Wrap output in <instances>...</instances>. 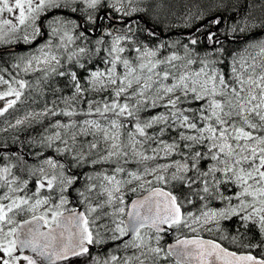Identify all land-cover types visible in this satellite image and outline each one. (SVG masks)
I'll use <instances>...</instances> for the list:
<instances>
[{"label":"snow or ice","instance_id":"snow-or-ice-1","mask_svg":"<svg viewBox=\"0 0 264 264\" xmlns=\"http://www.w3.org/2000/svg\"><path fill=\"white\" fill-rule=\"evenodd\" d=\"M135 2L114 0L111 8L136 23L133 14L145 9L133 6ZM101 6L102 0H0V44L21 39L30 43L29 35L33 40L45 35L46 19L48 35L59 43L49 40L38 48L39 55L28 59L23 70L34 71L33 61L48 65L42 69L45 77L67 76L73 89L71 96L61 98L65 107L59 111L45 107L24 118L49 114L69 118L67 123L57 120L52 127L58 130L42 141L45 147L55 146L65 163L47 158L44 166L30 170L35 177L32 195L26 191L27 179L12 176L11 167L0 168V188L7 189L0 195V264H264V40L233 53L225 65V59L207 56L197 61L187 45L184 56L172 53L160 58L163 43L136 46L129 50L135 52L134 59H129L121 55L126 51L121 41L129 37L118 34L107 50L110 59L103 61L110 67L89 70L79 60L88 49L80 47L68 52L66 59L87 75L58 71L62 61L55 50H67L91 30L74 37L72 31L79 25L60 13L86 14L87 22L95 25L100 18L93 11ZM50 11L53 15L46 16ZM254 27L264 28V21L256 25L245 19L230 30L246 33ZM127 31H133L130 25ZM137 31H143L138 23ZM18 32L24 35L17 36ZM156 35L149 30V41ZM206 40L222 44L215 32L209 31ZM215 53L228 55L223 46ZM198 62L200 67L193 69ZM0 84L9 85L0 99L15 97L0 108L3 115L30 85L3 77ZM90 93L107 96L97 100L89 98ZM81 96L84 99H78ZM52 103L55 106L56 101ZM77 104H86L87 109L77 112L73 107ZM149 111L156 114L142 117ZM80 115L93 118L73 119ZM23 123L16 120V125ZM173 130L176 134L169 142L164 137ZM85 166L94 171L84 175L83 189H76L83 210L68 208L66 193L79 183V175H67L65 169ZM45 188L58 192V202L51 194L41 195ZM216 201L221 206H211ZM29 214L30 219L18 221ZM233 218L244 231L223 234L221 221ZM249 225L258 229L259 238L248 235ZM203 233L221 235L214 240L205 239ZM171 236L173 243H162ZM109 242H119L114 251L132 250V254L93 255L94 248Z\"/></svg>","mask_w":264,"mask_h":264},{"label":"trees","instance_id":"trees-1","mask_svg":"<svg viewBox=\"0 0 264 264\" xmlns=\"http://www.w3.org/2000/svg\"><path fill=\"white\" fill-rule=\"evenodd\" d=\"M152 1L155 2L156 0ZM159 3H163L166 7L172 9L175 14V18L167 25L151 21L139 14H133L131 19L135 20L136 23H131L129 19L123 17V14L114 12L107 0L102 2L101 7L93 11V16L100 18L95 25H91L87 22L86 14L71 13L68 10H64L60 15L74 20L75 23L79 25V27L72 31L74 37L79 32L85 31V29L91 30L86 32V38L76 39L74 43L68 45L67 50H55L62 61V67L57 70L65 72L77 71L86 76L87 73L83 69H80L75 61L69 63L66 59L68 52L78 51L80 47L88 49L85 54L79 57L80 62L84 63L86 68L92 71L97 69L102 71L105 70L110 67V65L105 64L103 61L110 59L107 50L111 46L113 37L118 34H125L129 37V39L125 40L121 45L126 49L121 55L129 59H134L136 55L135 52H130L129 50L136 46L147 44L148 47H154L163 43L165 47L160 49L158 54L160 58L171 55L172 53L184 56L185 45H187L188 49L191 51L192 57L197 59V61H199L200 58L207 56L209 59H225V65L231 60V55L233 53L241 51L248 45L257 44V42L264 40V32L246 35L238 31L231 33L230 26L241 25L247 12L245 6L238 5L233 1L230 2L231 5L228 4L230 5L228 9L223 7V9L219 8L210 13H201L200 9L190 11L186 3H182L178 0H159ZM52 15L53 13L51 12L46 16ZM106 16H109L110 19H105ZM216 19H219L221 22L219 24L211 23ZM137 23L143 31H137ZM112 25H115V28H113ZM129 25L133 30L131 32L127 31ZM149 30H154L157 34L155 37H152L151 42L148 39ZM42 31L46 34L41 35L33 44L26 46V49L24 50L2 53V50L13 48L20 44L0 46V77H3L4 80L9 82L14 80H24L30 85V87L21 90L23 92L21 99L16 102L13 108L8 109V111L2 115L3 119L21 115L31 110H43L45 107L59 111L65 107L61 98L69 97L73 94L71 81L67 76L61 77L55 73H51L45 77V72L43 70L36 72H25L23 70L22 63L31 53L37 51L47 39L52 40L54 44L59 43L58 38H53L48 35L50 29L47 28L46 19L44 20ZM109 31L112 32L111 36L107 34ZM209 31L215 32L222 44L209 43L206 40V35ZM192 39H196L197 43L192 44ZM98 40H102L103 43L97 45ZM221 46L227 50L228 55L226 57H218L215 53V49L220 48ZM97 47L100 49L99 53L96 52ZM176 63L180 62L178 61ZM17 64L20 65L19 68L15 67ZM194 65L195 68L200 67L199 62ZM218 67H222L225 72L230 71L227 66L218 65ZM118 70L121 71L122 67ZM12 86L18 88V84L13 83ZM7 88L3 91H6ZM102 95L107 96L105 93ZM89 98L99 100L101 99V94L97 95L90 93ZM12 99H15V97L7 96L3 100L8 101ZM54 100L56 101L55 106L52 103ZM73 107L77 112L85 111L87 109L86 104H77L73 105ZM156 111H163V109H158ZM154 114L156 113L149 111L142 113L141 115L142 117L147 118ZM85 118L93 117H84L83 115L73 117V119L76 120H83ZM57 120L62 123H67L69 118L65 116H52L49 114L43 116L40 120H35L29 124L0 134V168L6 166L11 167L12 176L18 177L21 180L27 179L29 181V188L26 190L28 195H32V193L35 192V177L29 175L30 170H35L44 166L43 161L47 158L59 159L61 160V163H65L64 158L55 151V146L53 148H48L42 143L45 137L52 135L57 131V129L52 127ZM149 134H151V130ZM175 134V130H173L171 136L166 134L164 138L171 142V138L175 136ZM57 145H59V142H57ZM59 146L62 147V145ZM68 159H71V157ZM160 162L164 161L161 160ZM65 171L67 175H72L73 173L79 175V183L70 188L66 195L71 201L72 206L83 208V205L79 203L80 198L76 189H83V186L86 183L84 175L93 173L94 169L91 166H85L84 168L73 167L71 169L66 167ZM12 176H9L8 179H12ZM24 194L25 193L22 192L21 195ZM49 194L53 195L55 198L58 197V193L55 191L52 193H47L45 191L41 192L42 196H47ZM134 198L135 197L132 196V199ZM211 206L218 207L221 205L219 201H216ZM221 228L224 230L223 234L226 235H238L239 233H237L236 229H239L240 232L244 231L238 218L224 221L221 224ZM249 228H251V231L248 232V235L251 236L255 234L257 238H259L258 229L253 228L251 225H249ZM220 235L221 233H215L214 235L203 233L205 238L214 240H218ZM171 241H174V236L166 237L163 243L167 244ZM116 243L109 242L106 246L100 247L102 250L98 255L101 258H108L110 255H116L120 258L132 254V250L114 251ZM223 243L228 246L230 250H235V246L228 245L227 241H224ZM95 249L96 248L93 249V252H95Z\"/></svg>","mask_w":264,"mask_h":264},{"label":"rangeland","instance_id":"rangeland-1","mask_svg":"<svg viewBox=\"0 0 264 264\" xmlns=\"http://www.w3.org/2000/svg\"><path fill=\"white\" fill-rule=\"evenodd\" d=\"M104 1H106V0H102V2H104ZM107 1H108L110 6L114 3V0H107ZM178 1H180L182 3H186L188 5V8L190 9V11L191 10L192 11L193 10L196 11V10L200 9L201 13L202 12H205V13L214 12V11H216L219 8L223 9V7L228 9L229 6L231 5L230 2L233 1L234 3H236L238 5L245 6L247 12H246V16L243 19V21L245 19H247L248 23H250V24L254 23L256 25H259L262 21H264V7H261L262 5H264V0H246V1L245 0H178ZM125 4L127 5V0H125ZM228 4H230V5H228ZM133 6L145 9V12H138V13H135V14H139V15H141L143 17H146L149 20L154 21V22L163 23V24L167 25L168 23H170L175 18V14H174L173 10L168 8V7H166L163 3H159V0H156L155 2H153L152 0H136V2L133 4ZM49 13H51V11L48 12L47 14H45V15H48ZM120 14H122V13H120ZM38 26H39V22H38ZM69 26L71 28V25H69ZM258 32H264V28H262V27H254V28H252L251 31L246 32V33H242V34L246 35V34H253V33H258ZM231 33H234V32L231 31ZM16 35L22 37L24 35V33L23 32H18ZM40 36L41 35H38L33 40L31 38V35H29V40L31 41L30 43H25L23 41V39H21V40H19V42H13V43H10V44H0V46H10V45H19V44L20 45L29 46V45L33 44ZM48 41L49 40L47 39L45 41V43H43L41 46L45 45ZM124 41H121V45H122V43ZM33 55H39L38 51H35L34 53H31L28 56V58L22 63L23 69H24V66H25V62L28 59H30ZM32 67L35 70L34 71L33 70H29L28 72H36V71H39V70H42V69L44 70V69L50 68V66L44 65V64L37 65L35 63V61H33V66ZM192 68L193 69H198L199 67L195 68V65H192ZM121 71H124V69L122 68ZM8 86H9L8 84H0V92L5 90V88H7ZM92 94L99 95L100 93H92ZM105 94H107V93H105ZM78 99H84V97L81 96V97H78ZM6 102H7L6 100L0 99V108L5 107L6 106ZM43 111H44V109L43 110H31V111H27V112H25V113H23L21 115H16L14 117L4 118V119H3L2 115H0V134L6 132L8 130L19 128V127H21L23 125L29 124V123H31V122H33L35 120H40L43 116H35V115H33V116H28L27 119H24V118H25V116H27L28 113H42ZM17 119H23L24 123L20 124V125H16V120ZM89 119H91V118H89ZM89 138H91V137H89ZM60 162H61V160H60ZM6 191H7L6 188H0V195H3ZM42 191H45L47 193L49 192L47 190V188H45ZM21 194L22 193H18V195H21ZM133 197H136V196H133ZM126 199H127V197H126ZM68 200H69V198H68ZM8 202L9 201H7V200L3 201V203H5V204H7ZM57 202H58V197H57ZM44 207L46 208L48 206L45 205ZM67 207L68 208H76L78 210V207H74V206L71 205V201L70 200H69V204L67 205ZM41 211H43V209H41ZM29 218H31L30 214L27 215V216H23L22 215V216L17 217L18 221H21L23 219H29ZM223 222L224 221H221V224ZM101 250L102 249L100 247H97L94 250L95 252H93V255L94 256L98 255ZM80 259L81 260H85L86 257H82ZM22 264H23V262H22ZM89 264H90V262H89Z\"/></svg>","mask_w":264,"mask_h":264},{"label":"water","instance_id":"water-1","mask_svg":"<svg viewBox=\"0 0 264 264\" xmlns=\"http://www.w3.org/2000/svg\"><path fill=\"white\" fill-rule=\"evenodd\" d=\"M26 49V46L25 45H19V46H16V47H13V48H7L5 50H2L1 52H8V51H19V50H24ZM136 198V197H135ZM134 198V199H135ZM78 210H83L82 208L81 209H78ZM67 214V213H66ZM30 219V218H29ZM44 230H47L46 228ZM205 238V237H204ZM127 239V238H126ZM205 239H209V238H205ZM174 241H171L169 243H173ZM24 254H31L30 252H25Z\"/></svg>","mask_w":264,"mask_h":264},{"label":"flooded vegetation","instance_id":"flooded-vegetation-1","mask_svg":"<svg viewBox=\"0 0 264 264\" xmlns=\"http://www.w3.org/2000/svg\"><path fill=\"white\" fill-rule=\"evenodd\" d=\"M78 209H81V208H78ZM83 209V208H82Z\"/></svg>","mask_w":264,"mask_h":264}]
</instances>
